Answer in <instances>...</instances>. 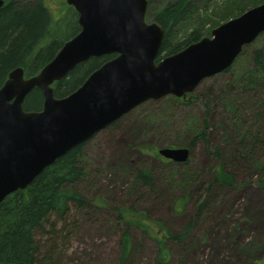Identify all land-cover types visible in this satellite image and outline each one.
Returning a JSON list of instances; mask_svg holds the SVG:
<instances>
[{
  "label": "rangeland",
  "instance_id": "rangeland-1",
  "mask_svg": "<svg viewBox=\"0 0 264 264\" xmlns=\"http://www.w3.org/2000/svg\"><path fill=\"white\" fill-rule=\"evenodd\" d=\"M14 1L45 2L49 12L62 20L56 45L73 37L77 13L66 0ZM173 1L151 0L147 22L154 23L152 14ZM240 1L194 0V18L172 34L178 40L195 24L205 23L206 30L214 22L223 24L221 13L228 4L252 9L253 0ZM258 47L264 48V32L243 48L231 67L203 79L191 94L148 100L81 145L79 159L85 175L78 190L88 201H100L102 209L84 211L78 217V228L67 237L64 250L60 248L59 264H117L122 234L112 212L117 207L132 205L136 212L146 214L155 232L160 228L155 224L158 221L171 236H178L191 223L195 207L206 200L209 206L193 221L186 240L167 242L171 264H264V186L260 185L264 184V117H255L250 109L254 97L244 84L253 69L251 53ZM229 102L238 112L228 110ZM196 130L206 131L208 144L198 141L192 145ZM244 130L257 131L260 140L250 155L237 147ZM171 147L187 148L188 159L178 163L153 156L161 148ZM140 165L150 169L152 188L142 187L127 201L124 195L132 182L131 173ZM220 165L233 176V184L219 190L210 187L207 192L206 183L214 180ZM185 197L181 210L179 203ZM129 235L139 250L130 255L127 264H152L154 240L134 227L129 228Z\"/></svg>",
  "mask_w": 264,
  "mask_h": 264
},
{
  "label": "water",
  "instance_id": "water-1",
  "mask_svg": "<svg viewBox=\"0 0 264 264\" xmlns=\"http://www.w3.org/2000/svg\"><path fill=\"white\" fill-rule=\"evenodd\" d=\"M77 12L79 31L39 74L17 68L0 88V204L24 191L46 167L91 140L136 106L166 96L183 98L203 79L224 72L243 48L264 32V3L212 30L177 54L156 61L164 32L145 19L147 0H66ZM4 3L0 0V9ZM114 56L91 72L66 97L56 98L54 82L92 58ZM37 89L39 111L24 100ZM158 156L183 163L187 148H161Z\"/></svg>",
  "mask_w": 264,
  "mask_h": 264
},
{
  "label": "trees",
  "instance_id": "trees-1",
  "mask_svg": "<svg viewBox=\"0 0 264 264\" xmlns=\"http://www.w3.org/2000/svg\"><path fill=\"white\" fill-rule=\"evenodd\" d=\"M3 1L5 5L0 9V88L13 69L22 68L28 78L37 75L42 67L53 60L64 44L61 42L56 45L54 40L62 20L59 17L55 18L49 12L44 1L35 4H24L14 0ZM150 1L147 0V6ZM263 1L253 0L249 8H254ZM246 9L248 7L244 4H228L221 13V21L234 19ZM195 14L194 0L167 2L152 14L153 22H156L164 32L157 60L177 54L189 45L201 41L202 38L211 34L212 28L221 24L220 21L214 22L208 30L205 28V23L197 26L195 24L183 39L177 40L172 33H177L181 25L188 24ZM62 23L66 26L68 24L66 21ZM78 31L77 22L72 36H75ZM112 57L92 58L77 65L64 80L54 84L55 97H66L77 90L91 72ZM250 60L253 69L244 81L248 91L254 97L249 108L253 113L256 112L255 117H264V48L254 49ZM23 105L25 111H39L43 105L41 92L37 89L32 90ZM227 108L230 112H238L233 102H229ZM206 135V131L196 130L192 145L198 141L208 144ZM243 135L244 137L237 142L238 150L250 155L253 145L260 141L258 132L251 130L250 133H246L244 130ZM81 149L79 145L69 150L52 165L46 167L24 191H15L2 201L0 204V264H59L60 252L64 250L63 245L66 243L68 245L67 237L74 227V229L78 228L76 226L80 220L78 217H81L84 211L102 209L100 201L92 203L78 190V185L85 175L79 159ZM153 156L161 158L158 155ZM131 180L124 195L127 201L142 187L152 188L151 171L143 165L138 166V169L131 173ZM232 184L233 176L225 170L223 165H220L215 172L214 180L206 183L207 192L211 188L219 190L222 187H230ZM260 185L264 186L263 183ZM186 199L187 197L180 200L181 210L187 202ZM124 203L127 206V203ZM208 206V200L199 203L195 207L196 212L191 223L187 225L185 232L178 236H171L158 221L155 224L157 223L160 228L155 232L153 225H149L146 221V214L136 212L132 205L128 209L117 207L112 211L115 222L121 225L122 231L118 241L117 264H127L130 255L139 250L138 246L131 241L130 227L136 228L154 240L156 252L152 264H171V250L167 247V242L186 240V233L192 227L193 221Z\"/></svg>",
  "mask_w": 264,
  "mask_h": 264
}]
</instances>
